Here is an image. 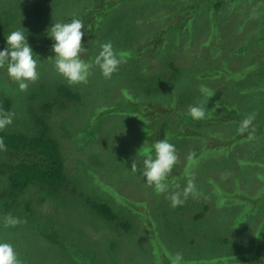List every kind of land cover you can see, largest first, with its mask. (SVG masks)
<instances>
[{
  "label": "rangeland",
  "instance_id": "1",
  "mask_svg": "<svg viewBox=\"0 0 264 264\" xmlns=\"http://www.w3.org/2000/svg\"><path fill=\"white\" fill-rule=\"evenodd\" d=\"M249 3L239 0L232 7L227 3L223 10L204 11L192 20L170 14L168 37L157 51L151 49L158 54L151 55L143 49L152 28L141 15L144 5L148 8L145 15L165 7L159 1L148 5L140 2L136 8L139 17L134 18L138 20L129 19L126 25L119 15L121 8L100 10L95 7L100 4L98 0H0L1 51L7 48L6 37L12 31L23 30L37 55L40 73L39 80L21 92L9 77L7 65L0 68V101L4 96L10 98L14 113L13 124L5 131L38 134L43 126L34 124V113L44 116L60 144L68 179L74 185L80 182L79 191L62 189L58 197L31 185L16 198L1 199L0 242L13 245L23 264H68V259L70 264L76 259L71 249L76 247L91 251L92 264H170L175 256L171 252L182 254L188 262L201 253L199 257L204 258L196 263L205 259V264H264V41H255L264 27L256 29L250 18L252 10L262 9L264 19V8ZM74 18L84 23V60L93 61L100 45L109 41L117 51L135 55L111 79H105L94 67L87 84L70 86L56 71L54 60L48 59L56 55L48 30L54 23H68ZM176 21L185 29L191 27L193 42L177 36L173 27ZM115 22L127 31H115ZM86 29L93 32L92 36L86 35ZM243 46L249 49L241 55L238 51ZM225 71L223 78L217 75ZM60 85L77 98L64 97L65 107L55 105L48 112L43 105L57 97ZM201 85L214 96H205ZM128 100H138L141 106L148 102L152 107L149 122H145L144 106L136 116L120 113L102 117L107 105L127 104ZM221 104H236L238 125L225 121L229 107L223 110ZM196 105H203L206 116L212 117L205 120L198 134L177 136L200 129L192 117L186 122L193 124L190 128L186 123L181 125L183 116L174 115L189 112L190 106ZM244 111L255 114V120L241 134L238 128L246 118ZM95 127L98 129L89 133ZM164 138L175 145L179 162L168 178L169 191L158 195L142 175L145 156L141 149H150ZM227 139L234 140L228 147L211 149L215 141ZM11 157L13 153L0 151V165ZM134 160L136 172L131 170ZM7 173L0 172V188L6 187ZM190 177L195 179L198 194L172 207L168 196L183 193ZM81 194L109 202L131 220L132 227L127 230L103 222L89 210ZM139 206L147 208L138 210L149 213L157 223L154 239L148 237L150 232L144 224L154 226L150 219L132 213V208ZM9 213L26 223L5 227L4 217ZM198 213H202V221L193 219ZM57 238L59 241L54 240ZM113 243L118 246L111 252Z\"/></svg>",
  "mask_w": 264,
  "mask_h": 264
},
{
  "label": "trees",
  "instance_id": "2",
  "mask_svg": "<svg viewBox=\"0 0 264 264\" xmlns=\"http://www.w3.org/2000/svg\"><path fill=\"white\" fill-rule=\"evenodd\" d=\"M143 1H145L147 5L148 3L152 1H159L163 5H165V7H162V9L153 10L147 15L145 14L147 13L146 11L148 10V8H146V5H144V9L142 11V14L144 16L141 15V17H143L142 20L143 21L146 20L145 24L146 22H149L150 23L149 27L152 28V30H150L151 32L149 35L150 38L148 39L147 44L145 45L143 49V52L144 51L146 53L150 52L151 55H153L156 52H152L151 49H154L157 51L158 47L163 43L164 38L168 37V33L170 32V30L169 28H166V27L170 26V22H171L170 14H174L177 16H189L188 18L192 20L195 16L201 13H204V11L206 13L208 11L212 13H216L219 10H223L222 9L223 6L226 5L227 3L229 7L235 6L239 0H118V1L102 0V3H101V0H98L100 4H96L95 7H97L100 10L106 8L107 6H111L116 9L121 8L119 10L120 12L119 15L121 16L123 23L127 25L129 22V19L138 20V18L134 19L135 17H139L137 16L138 11L136 8L140 5L139 3ZM244 1H246L247 4L250 2L249 4L251 5L253 4L261 5L262 8H264V0H244ZM122 10H126L128 13H124V11ZM131 10H133V12H130ZM159 11H162L163 15H161ZM262 11H263L262 9L257 10V11L252 10L251 16H250V18L253 19V23L255 22V27L258 30H260L261 27H264V21H263L264 19L261 16L263 14ZM176 22L178 23V21ZM173 27H175V29L177 30V36L178 35L186 36V38L189 39V41L191 42L195 40L194 32L190 26H188L189 28L185 29L186 26L184 24L178 23V24H174ZM113 29L115 31H119V30L127 31L126 29H123V27L117 25L116 22L113 24ZM86 30H87L86 35L92 36L93 32H91V30L89 29H86ZM212 34L214 36V39L217 40V36H215V34H217V30L214 29ZM256 37H257L255 40L256 42L258 43L263 42L264 32L262 34H257ZM161 38L163 39L161 40ZM251 40L252 38L250 37L249 41ZM247 47L243 46V48H241L238 52H240L241 55L247 54L248 49H249V47L248 48ZM1 50L2 48L0 46V51ZM123 51L127 52L130 58L133 57L134 53L132 54L130 51H127V50H123ZM257 67L258 66H256L255 68ZM249 69H247V71ZM225 73L226 71L223 72V74H217V75L223 78ZM57 90H58L57 97L53 99L51 103H46L45 105H43V107L46 108L48 112H51V110L53 111V108H54L53 106L55 105L65 107L66 102L62 100V98L64 97H70L68 98L69 100H73L77 98L75 97V95L71 96L70 93H72V91L69 88H67L65 85H60ZM147 92L149 93L150 89H147ZM128 101L129 102L127 104L118 103L116 105L114 104L107 105L105 107V110L103 111L102 117H106L108 115H113V114H120V113H124L122 115L136 116L138 115L140 109H143L142 106H144V108L147 109L145 113L146 115L144 116L145 122H149V117L151 116L152 107L149 106L148 102H145V104L141 106V103L138 100H133V101L131 100V102L130 100ZM220 106L222 109L224 108V106L229 107V110H228L229 115L225 118L226 119L225 121H227L228 123L237 122V125H238V121H237L238 120V110H237L238 107L236 106V104L232 106L221 104ZM0 110L6 111L9 113L12 112L13 107H12V101L10 98L6 96L1 98ZM155 113H158V112L155 111ZM174 115L176 116V118H180V116H183L181 125L185 124L187 120L190 121V118H191V116L189 115V112H186V111L185 112H182V111L175 112ZM242 115L247 116L248 114L244 111ZM209 117H212V115L206 116V118L203 119L204 121L199 120L198 122V120H195V119L193 120L194 122L192 123L196 125V129L200 128L198 129V131L189 129V130H186L185 133L184 131H182V132L177 133L176 135L177 136H181V135L192 136V135L198 134L201 131L202 125L204 124L205 120L208 119ZM152 118L154 120L157 119L154 117ZM99 120L102 122V119H99ZM33 122L36 125L38 124V125L43 126V128L40 127L41 130L39 131L38 134L32 133V135H29L27 132H7V131L0 132V136L5 137L6 144L8 146V150L6 152L5 151H1V152L14 154V157L9 158L8 162L4 161V163L0 165L2 168H4V171L3 170L0 171L3 175L6 170L8 171L7 177H6V185H5L6 187L4 189L0 188V202H1V199L7 196L16 198L21 193H24V191L27 188H29L31 185H36L40 188L46 189L47 193L53 197L61 196L62 189L63 191L65 190L66 192L67 190H72L74 192L79 191L80 182L79 183L77 182L74 185V182L69 180L65 173L64 158L61 153L60 144L58 140L53 137V133L51 132L50 127L45 121V117L44 116L41 117L35 112L34 117H33ZM192 123H188V124L186 123L187 127L191 128L193 125ZM100 125L101 123L99 122L97 126L100 127ZM94 129H98V128L95 127L89 130L90 131L89 133L93 134L95 131ZM145 130L149 131V129L147 128H145ZM178 131H180V129H178ZM172 132L173 131L171 130L170 133ZM64 133L68 134L67 131L66 132L64 131ZM233 141L234 140H231V139H227L225 141L223 140L215 141L217 143L215 144V146L211 147V149L226 148L230 144H232ZM194 154L197 155V153H194ZM20 155H23V157H21ZM16 158L19 159L18 162L15 161ZM7 183H8V186H7ZM106 187H107V190L109 191L111 190L110 186L109 187L105 186V188ZM81 196L84 197L83 194H81ZM83 200L86 203V205L89 207V210L93 211V213H95V215L103 222L105 220L106 222L114 226L116 225L117 227L124 228L127 230L132 227L131 220L130 219L126 220L125 219L126 217L124 218L123 214H121L122 211L116 210L114 207H112L109 204V202L102 201L97 198L94 199L91 196H87V195H85ZM120 203L124 204L123 206L126 205L125 202L123 201H121ZM27 207H29V204L27 205ZM138 208H142L144 211H147V208L145 207L143 208L140 206L137 208L135 207L132 208L133 212L131 211V209L130 211L132 213H140L141 215H146L150 219V222H152L151 225H154V226L149 227L148 223H144V224L146 225L145 228L147 232L148 231L150 232V234H148V237L152 238L154 236V233L157 232V227H158L157 223L151 220L149 213H142L143 211L142 212L139 211ZM202 216H203L202 213L193 214V219L202 221L203 220ZM54 240L59 241L58 238ZM112 245L113 246L110 247V250L111 252H114L118 244L113 243ZM188 246L190 247L193 245L188 244ZM174 248L176 247L174 246ZM164 250L167 252L165 248ZM71 251L76 252V255H75L76 259L74 260V262H70V264H92L91 260L93 259V254H89L91 251L87 249H81L80 247L73 248L71 249ZM175 253L177 254V252ZM175 253L171 252L172 255H176ZM200 254L201 253H197L196 257L204 258V257H199ZM197 259L192 260V262L183 260L181 264H205L207 262V260L204 259L196 263L195 261ZM67 261L69 264V259Z\"/></svg>",
  "mask_w": 264,
  "mask_h": 264
},
{
  "label": "clouds",
  "instance_id": "3",
  "mask_svg": "<svg viewBox=\"0 0 264 264\" xmlns=\"http://www.w3.org/2000/svg\"><path fill=\"white\" fill-rule=\"evenodd\" d=\"M84 23L79 18H74L68 23H54L48 30V35L54 39L52 46L55 58V69L70 86L87 84L90 76L93 74V68L98 67L105 79H111L116 74L120 66L127 62L129 54L125 51H117L112 42H106L100 45V52L93 61H86L82 58L87 52L82 41L85 36ZM7 48L0 51V68L7 65L9 77L18 83L21 92H26L30 83H35L40 78L38 71L39 61L35 58L37 55L28 43L26 33L23 30L12 31L7 37ZM200 91L207 97H213L214 94L204 85L200 86ZM189 115L195 120L206 118V109L203 105L190 106ZM14 113L0 110V132L5 131L13 124ZM255 120V114H249L241 122L238 131L243 134L249 130ZM251 136V134H250ZM5 137L0 136V151H7ZM155 152V156L152 152ZM145 158L143 160L142 175L150 187H154L155 192L160 195L169 191L168 178L174 167L179 162L178 151L174 144L167 138L160 139L152 148H142ZM137 163L134 160L131 165L133 172L137 171ZM178 187V185H177ZM197 190L194 177L187 180V186L183 193L177 191L168 196L172 207L181 206L189 197L196 196ZM183 195V199L181 198ZM22 221L19 217L7 214L4 217V226L15 228ZM183 256L177 253L171 257V264H181ZM0 264H23L13 245L7 242H0Z\"/></svg>",
  "mask_w": 264,
  "mask_h": 264
},
{
  "label": "bare ground",
  "instance_id": "4",
  "mask_svg": "<svg viewBox=\"0 0 264 264\" xmlns=\"http://www.w3.org/2000/svg\"><path fill=\"white\" fill-rule=\"evenodd\" d=\"M204 121V120H203ZM207 126V125H206Z\"/></svg>",
  "mask_w": 264,
  "mask_h": 264
}]
</instances>
